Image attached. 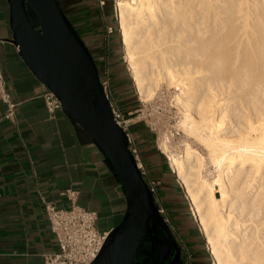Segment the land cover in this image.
<instances>
[{"label": "bare ground", "instance_id": "6f19581e", "mask_svg": "<svg viewBox=\"0 0 264 264\" xmlns=\"http://www.w3.org/2000/svg\"><path fill=\"white\" fill-rule=\"evenodd\" d=\"M117 16L139 98L175 88L206 152L161 145L212 264H264V0H117Z\"/></svg>", "mask_w": 264, "mask_h": 264}, {"label": "crops", "instance_id": "0c3cea01", "mask_svg": "<svg viewBox=\"0 0 264 264\" xmlns=\"http://www.w3.org/2000/svg\"><path fill=\"white\" fill-rule=\"evenodd\" d=\"M58 1L100 71L109 69L111 89L122 111L132 114L135 106L125 75L120 64L111 59L112 53L118 58L119 48L106 33L107 28H116L115 20L106 18L107 1L103 9L98 0ZM12 36L8 1L0 0V64L16 105L11 119L6 118L8 107L0 105V264H46V256L58 251L46 202L68 208L67 191L76 190L77 205L97 214L96 227L105 234L122 222L127 202L119 180L91 137L63 110L53 117L49 114L41 97L46 87L26 66L17 47L7 41ZM132 131L146 178L159 180L153 164L160 158L148 132L141 124L134 125ZM164 204L169 209V203ZM182 229L177 235L188 245L190 261L183 253L187 264H207L200 232Z\"/></svg>", "mask_w": 264, "mask_h": 264}, {"label": "water", "instance_id": "95a60500", "mask_svg": "<svg viewBox=\"0 0 264 264\" xmlns=\"http://www.w3.org/2000/svg\"><path fill=\"white\" fill-rule=\"evenodd\" d=\"M12 39L29 70L62 103V110L103 152L127 202L122 222L107 236L93 264H135L147 232L162 228L182 248L158 211L154 194L114 119L92 53L58 0H7Z\"/></svg>", "mask_w": 264, "mask_h": 264}, {"label": "built area", "instance_id": "2783aa9c", "mask_svg": "<svg viewBox=\"0 0 264 264\" xmlns=\"http://www.w3.org/2000/svg\"><path fill=\"white\" fill-rule=\"evenodd\" d=\"M112 2L115 23L118 25L117 0H112ZM98 4L100 8L103 9L106 6V0H98ZM114 31V27L107 28V36L112 35ZM101 83L110 101L114 119L125 132L130 150L135 156L143 176H146L147 172L142 166L143 161L140 150L136 144V139L112 92L108 68H105L103 71ZM41 97L43 98L47 111L52 117L58 110H62V103L49 89L45 88ZM1 104H5L8 107L9 113L6 118L11 119L16 105L12 102V96L8 89V82L0 64V105ZM149 186L154 196H156L155 182L150 180ZM67 196L70 202L68 208L58 207L53 202H46L45 204L51 232L58 242V251L46 256V264H93L102 251L108 234L98 231L96 227L98 218L95 212L77 205L78 192L76 190H68ZM157 207L160 215L166 214V209L163 206L159 205ZM181 243L185 246L183 240H181ZM185 250L188 255V260L190 261L191 255L186 246ZM188 264L191 263L189 262Z\"/></svg>", "mask_w": 264, "mask_h": 264}, {"label": "rangeland", "instance_id": "374dc122", "mask_svg": "<svg viewBox=\"0 0 264 264\" xmlns=\"http://www.w3.org/2000/svg\"><path fill=\"white\" fill-rule=\"evenodd\" d=\"M108 5L105 8V15L109 22L114 21V15H113V2L112 0H106ZM118 26V25H117ZM119 30V27H118ZM80 35V34H79ZM119 35L121 38V47H119V51H121V61L123 66H125V70H127V78H129L128 85L126 84L127 89L129 90L128 93L133 95V102H135V108L132 112V114L125 115V113L122 111L119 103L117 102L119 108L122 111V114L125 117V120H127L128 126L132 131V127L137 124L143 125L144 129L148 132L150 140L153 142V147L155 150L163 154L168 161V165L170 168V171L174 174L176 177L177 183L180 187L181 192L183 193V196L187 200L189 204V209L191 210V215L193 219L195 220L196 225L199 228V232L201 235V238L204 240L205 246L207 251L209 252V248L205 242V235L202 231V228L200 225L196 222V217L194 216V213L191 209L190 201L187 197V192L185 188L181 185L179 177L175 174L174 169L171 166V161L167 153L163 152L162 149V142L163 140L168 137V145L171 150V152L176 153L178 155H183L185 152V145L186 143L190 142L194 148L198 149L204 156L207 157L206 152L203 148H201L199 145H197L193 140H190V138L186 135L184 130L180 127V122L182 118V114L178 110V108L174 107L175 103V97L177 90L173 87H168L166 84L162 85L159 88V91L154 96V98L147 103H144L138 96L134 79L132 76V73L130 71V67L128 65V62L125 58V50L122 42L121 33L119 30ZM116 38V37H115ZM117 40L118 37H117ZM96 61V60H95ZM97 64V61H96ZM98 66V64H97ZM99 67V66H98ZM100 71V70H99ZM113 92V90H112ZM116 99V98H115ZM134 135V134H133ZM190 140V141H189ZM140 150V149H139ZM144 170L146 171V167L144 163L142 164ZM210 172L212 175L215 174L214 168H211ZM155 190H156V204L157 206L161 205L166 209V214L161 215L166 222V224L170 227L171 231L175 235L177 241L179 242L180 247L182 248V251L184 254H186L185 246L183 243H181V239L178 237L175 228L174 223L171 217L170 210L165 206L164 202L167 203L168 201L163 197V200L161 201V195H160V186L161 184H158L157 181H155ZM187 247L188 245L185 244ZM192 255H195V252L192 250ZM210 253V252H209ZM187 255V254H186ZM210 255V254H209ZM211 260V255H210ZM212 261V260H211ZM187 262V259H186Z\"/></svg>", "mask_w": 264, "mask_h": 264}, {"label": "trees", "instance_id": "16d2710c", "mask_svg": "<svg viewBox=\"0 0 264 264\" xmlns=\"http://www.w3.org/2000/svg\"><path fill=\"white\" fill-rule=\"evenodd\" d=\"M114 26L116 28H115L114 33L111 36V41H114L116 44V47L119 48L122 45L121 44V38L119 35V30H118L117 24L115 23ZM117 37L119 40H117ZM114 42H112V44ZM90 52H91V50H90ZM116 56L113 53L111 54V59L113 61L112 63L114 64V62H117L120 64L121 73L125 75V86H126V84L129 81V78H127L128 76H127V70H125V66H123V64H121L122 63L121 51L118 52V58ZM93 57H94V55H93ZM94 60H95V58H94ZM99 72H100V77L102 79L103 73L101 71H99ZM119 85L121 86L122 83H120V82L117 83L118 88H121ZM129 95H131V98H133L132 94H129ZM134 106H135V102H134ZM157 153L159 155L160 161H158L156 164H153V172H154V174L157 175L159 180H155V181L161 182L160 183L161 184L160 188H162V194H161L162 199L161 200H163V197H164L169 203V206H170L169 210L171 213V217H172V220L174 223V228H175L176 233L179 234V232H182L183 227L184 228L188 227L189 229H191L193 231L199 232V228L196 225L195 220L193 219V217L191 215V210L189 209V204H188L187 200L185 199V197L183 196V193L180 190V187L177 183L176 177L170 171L167 158L163 154H161L160 152L157 151ZM143 163H144V161H143ZM144 179L149 184L150 180L148 181L146 176H144ZM179 219H181V220L178 222L177 220H179ZM189 245H190V243H189ZM200 245H202V249H203L205 258L207 259V264H212V262L210 260V255L206 249L204 240L201 238V235H200ZM192 264H196V263H192Z\"/></svg>", "mask_w": 264, "mask_h": 264}, {"label": "flooded vegetation", "instance_id": "af4514ba", "mask_svg": "<svg viewBox=\"0 0 264 264\" xmlns=\"http://www.w3.org/2000/svg\"><path fill=\"white\" fill-rule=\"evenodd\" d=\"M176 253L177 251L169 236L164 233L162 228L156 227L145 235L141 253L135 264H171ZM180 258L183 263L178 258L175 264H187L183 251L180 253Z\"/></svg>", "mask_w": 264, "mask_h": 264}]
</instances>
